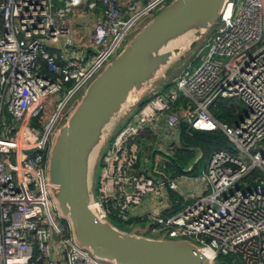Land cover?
<instances>
[{
  "label": "built area",
  "instance_id": "obj_1",
  "mask_svg": "<svg viewBox=\"0 0 264 264\" xmlns=\"http://www.w3.org/2000/svg\"><path fill=\"white\" fill-rule=\"evenodd\" d=\"M58 1L64 6L54 0H0V264H118L79 243L61 214L49 176L50 145L63 127L58 121L66 104L83 96L166 0ZM84 4L96 17L81 41L74 26L86 15L74 14ZM218 19L203 62L187 66L166 91L152 87L151 100L131 111L104 152L92 208L125 232L112 222L114 216L131 220L130 208L148 193L163 198L180 192L172 175L135 170L139 135L155 122L163 120L171 135L183 124L221 130L235 150L214 152L199 173L200 190L182 192L195 201L174 214L150 213L148 230L160 233L159 239L189 241L210 264L220 256L230 257L225 264H264V45L254 49L264 40V0H225ZM48 46L62 47L55 53ZM63 89L66 97L47 117L50 95ZM181 95L186 105L173 108ZM221 99L243 105L234 129L211 111ZM6 113L18 124H6ZM33 118L43 125L38 140L30 130Z\"/></svg>",
  "mask_w": 264,
  "mask_h": 264
},
{
  "label": "water",
  "instance_id": "obj_2",
  "mask_svg": "<svg viewBox=\"0 0 264 264\" xmlns=\"http://www.w3.org/2000/svg\"><path fill=\"white\" fill-rule=\"evenodd\" d=\"M224 2L173 0L158 12L89 84L67 124L55 138L49 154L53 194L78 242L89 246L103 259L118 264H210L206 255L189 241L139 236L101 220L92 208L94 175L91 171L89 178L87 152L90 143L98 138L99 129L116 113L129 91L153 79L155 70L170 57L171 50L154 57L153 53L186 29L195 30L188 46L190 50L194 49L204 31L218 20ZM175 51L179 52L178 49ZM183 53L180 52L177 58L184 59ZM170 64L165 67L166 76L175 69ZM141 95L133 104L140 102ZM116 122L112 130L117 127Z\"/></svg>",
  "mask_w": 264,
  "mask_h": 264
},
{
  "label": "crops",
  "instance_id": "obj_3",
  "mask_svg": "<svg viewBox=\"0 0 264 264\" xmlns=\"http://www.w3.org/2000/svg\"><path fill=\"white\" fill-rule=\"evenodd\" d=\"M123 4L126 3L127 0H120ZM148 0H141V3H145ZM77 34H79L80 27L74 26ZM62 46H48V49L52 52H59V48ZM57 63L61 64V61L57 59ZM43 67H47L46 62H43ZM175 69L173 72L167 76L166 79H163L166 85L164 88L157 86V88L161 91L168 90L167 88H171L175 86V80L181 74L176 73ZM175 74V75H174ZM173 75V76H172ZM170 84H173L170 86ZM170 86V87H169ZM181 97L184 100H181ZM186 98L182 95L179 97V100L174 104L172 107L178 108L180 106L186 105ZM174 135V136H173ZM171 135L168 130L165 128L163 124V120L160 122H155V128H146L141 132L139 135L140 138L138 140L140 146V159L138 164L136 165V171H145L149 174H162V175H172L179 181L180 183V192H170L168 196H164L163 198H159L158 201L150 200L145 201L143 200L142 203L138 206L130 208L131 220L129 224L124 228L125 232L127 233H134L140 236H146L150 238H158V236H149L146 235L150 233V229L148 230L149 220L148 215L150 213H164L167 210H180L184 204L187 203V200L184 199L182 196V192L194 191L198 192L200 190V183L198 181V176L201 171L203 170L207 163L209 157L204 158L203 153L199 149L195 150H187L190 152H195L194 155L185 154V152L179 154V156L174 155V151H178L181 149L180 143V135L181 131ZM175 144V147H178L176 150H173L172 144ZM172 154H170L171 152ZM177 161L184 160L186 164H180ZM202 162V168L198 170L200 164ZM178 164H180L181 168L179 170ZM168 169L170 170L169 173L166 171L160 170ZM159 176V175H158ZM95 178V172L93 176V181ZM100 181V176L98 179V185ZM95 185V184H94ZM97 185V186H98ZM97 188V187H96ZM195 199V198H194ZM186 202V203H185ZM148 223L146 226L141 225V223Z\"/></svg>",
  "mask_w": 264,
  "mask_h": 264
},
{
  "label": "rangeland",
  "instance_id": "obj_4",
  "mask_svg": "<svg viewBox=\"0 0 264 264\" xmlns=\"http://www.w3.org/2000/svg\"><path fill=\"white\" fill-rule=\"evenodd\" d=\"M172 1L173 0H166L165 2H163L158 7V10L159 11L162 10V8H165ZM54 3L56 5V7H63L64 6V3L61 2V1H58V0H54ZM90 12H91V10L88 8L87 4H84L83 6L80 7V10L78 12L79 14L78 13L77 14H74V15H77L79 18H82V17H84V15H86V18L82 19L81 22H80V24H79L80 31H79L78 36H79V38H80L81 41L84 40L88 36L89 32L92 29L93 23L95 21V17L96 16L95 15L90 16V14H89ZM87 14H88V16H87ZM152 18H154V17H152ZM152 18H151V20H152ZM148 20H150V18H147V21ZM219 26H220V20L218 19L216 21V23L213 25L212 28H208V29H206L204 31L203 35L198 39L197 45H196V47L194 49L190 50L187 47V49L184 50V53H183V54H185V58L184 59L181 60V58L179 57L174 62H172L170 64V66H172V67L174 66L175 67L176 73L180 74L187 66H193L195 68V67L199 66L203 62V60H204V58H205V56L207 54V51H208V48H205V46L207 44V41H208V38L211 36L212 32L215 31ZM262 45H264V40L261 41L256 47H254V49H256L257 47H260ZM166 70L167 69L164 70V73L156 74V76L151 80L152 82L149 83L146 86V88L144 89V92L142 93L140 100H142L145 97H151V95H153L151 93V91H150V89H152V87H157V86H160L161 88H164L165 87L166 84L164 82H162V80L167 78V76L165 74ZM69 86H70L69 84H66L65 85V87H67V88ZM65 97H66V90L65 89H63L60 93L51 94L50 95V104L45 106L43 113L45 115L47 114V117H48V113H51L52 111L53 112L55 111L57 102H59L60 100L64 99ZM81 99H82V96H80L78 94V95L74 96L66 104V106L64 107V110L62 111V113L60 115V119L58 121V127L59 128H61V126H64V125L67 124L70 115L73 113V111L75 110V108L77 107V105L79 104V102L81 101ZM222 102L224 104H226L227 106H229V107H231V106L237 107L236 112L235 113L230 112V115H229V112L226 111L227 109L224 108V107H222L220 105V103H222ZM136 107H137V103L136 104H132L118 118V120H117L118 121L117 127H115V130H112L111 135H109L105 139L104 143L101 145V148L99 149V152H98V156H97V158L95 160V163H94V166L92 168V173H93L92 175H94V172H95V178H94V183H93V184H95L94 185L95 186L94 188H96L97 185H98V179H99V176H100V173H101V168L98 167V164H99L100 158L102 156V153L103 152H106V150L110 148L111 143H113V141H114V137L120 131V129L123 128V126L125 125L126 121L128 120V116L132 113L131 111L134 110L133 111V114L137 112L138 109ZM211 111L215 115V117L219 121H221V122L222 121H228V119H227L228 116L231 117V116L235 115V116H233L234 118L232 120H230V123H229L231 129H234L235 124L239 121L240 115L243 112V105H242V103H240L237 100H232V99H227V100L225 99L224 101L218 100L211 107ZM11 118L12 117L6 113L5 123L6 124H8V123L9 124L10 123L11 124H14L16 122L18 124L17 121L12 120ZM3 126L4 125L1 126V131L3 129ZM30 130L34 134V137H33L34 140H38L39 139V135L43 131V125H42V123L39 122L38 118H33L31 120V122H30ZM52 145L53 144H51L50 147H52ZM172 148H173V150H176L178 147H175V144L173 143L172 144ZM234 150H235V146L233 144V151ZM194 153L195 152H192L191 154L194 155ZM178 154H180V153L177 152V151L176 152L174 151V155L175 156H177ZM185 154L191 155L190 152H188V151H186ZM178 163H180L182 165V164H186V161L180 160V161H178ZM201 165H202V162L200 164V167H198V170L202 168ZM160 170L166 171L167 173H169V171H170V170L165 169V168L164 169L160 168ZM199 171H201V170H199ZM255 175H257V173ZM151 199L156 202V201H158L159 198L156 197V196H153L152 194H149V193L147 195H145V197L143 198V200H145V201H150ZM194 201H195L194 198H189L187 200V203H193ZM155 213L158 214V212H155ZM114 221H115V218L112 219V222H114ZM116 221H118V224L121 225V226H123V227H126L129 224V222H130V221H125V220L121 221V220H118V219H116ZM65 224L67 226L68 225V222L66 221ZM147 224L148 223H143V222L141 223V225H145V226ZM146 235H149V236H151V235L152 236H160L161 234L160 233H155V232H150V233H147ZM228 260H230V257L220 256L218 258V260H217V264H225L226 261H228Z\"/></svg>",
  "mask_w": 264,
  "mask_h": 264
},
{
  "label": "bare ground",
  "instance_id": "obj_5",
  "mask_svg": "<svg viewBox=\"0 0 264 264\" xmlns=\"http://www.w3.org/2000/svg\"><path fill=\"white\" fill-rule=\"evenodd\" d=\"M194 29L184 30L177 34H175L171 39L163 45V47L156 52L153 53V57L155 55L161 54L162 52H167L168 50H171V55L166 59L164 63H162L156 70V74L164 73L165 67L167 68L169 63H172L176 60V58L179 56L180 52L187 49L189 43L194 38ZM175 49H178L179 52H176ZM152 80V79H151ZM149 81L148 83L143 82L140 85L141 86H134L128 93L125 101L120 105L118 110L116 111L113 116L106 120L104 125L99 129V135L98 138L89 145L88 149V167H89V178H90V172L92 171V168L94 166L95 160L98 156L99 149L101 148V145L104 143L105 139L108 137L110 131L116 124V121L118 120V117H120L133 103H135L140 95L144 92V89L146 88L145 85L151 83L152 81ZM74 112V111H73ZM27 131V125H24L22 132ZM93 132V131H92ZM96 133V132H94Z\"/></svg>",
  "mask_w": 264,
  "mask_h": 264
},
{
  "label": "trees",
  "instance_id": "obj_6",
  "mask_svg": "<svg viewBox=\"0 0 264 264\" xmlns=\"http://www.w3.org/2000/svg\"><path fill=\"white\" fill-rule=\"evenodd\" d=\"M173 84H170V86H172ZM169 86V87H170ZM169 89V88H167ZM184 97V96H183ZM185 98V97H184ZM151 100V97H145L142 100H140V102L137 104V109L140 110L142 107H144L148 101ZM181 100H184L181 97ZM222 101H224L225 99H221ZM227 100V99H226ZM220 105L224 108H226L229 112H233L235 113L237 110V107L235 106H227L226 104H224L223 102L220 103ZM215 116V115H214ZM235 116V115H233ZM227 117L228 121H222L224 123L229 124L230 120H232L234 117ZM242 117V113L240 115V118ZM239 118V119H240ZM127 122V121H126ZM181 135H180V143H181V149L177 152L182 153L186 152L187 150H195V149H199L202 153H203V157H210L214 152L219 151V150H228V151H233V144L232 142L229 140V137L227 134H225L223 131L221 130H217V131H210V130H196V129H189L188 126L186 124H183L181 126ZM140 138V136H139ZM138 138V140H139ZM104 155V152L102 153V156L100 158L98 167L101 168L102 166V157ZM179 156V154L177 155V157ZM177 161V159H175ZM178 162V161H177ZM178 168L180 170L181 166L178 164ZM148 173V172H146ZM149 174V173H148ZM253 183V182H251ZM95 187V186H94ZM96 190V188H95ZM179 210H167V212H164L165 214H174L176 212H178ZM116 219H118L117 217H113ZM121 220V219H118ZM113 222L114 224H116L117 226L121 227V228H125L121 225L118 224V221ZM123 221V220H121ZM130 221V220H128Z\"/></svg>",
  "mask_w": 264,
  "mask_h": 264
}]
</instances>
